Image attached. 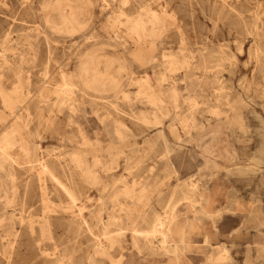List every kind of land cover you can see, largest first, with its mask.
<instances>
[{"label":"rangeland","instance_id":"obj_1","mask_svg":"<svg viewBox=\"0 0 264 264\" xmlns=\"http://www.w3.org/2000/svg\"><path fill=\"white\" fill-rule=\"evenodd\" d=\"M113 262L264 264V0H0V264Z\"/></svg>","mask_w":264,"mask_h":264},{"label":"bare ground","instance_id":"obj_2","mask_svg":"<svg viewBox=\"0 0 264 264\" xmlns=\"http://www.w3.org/2000/svg\"><path fill=\"white\" fill-rule=\"evenodd\" d=\"M122 5L123 4H120V6H122ZM61 21H62L63 28H67L65 26V24L69 23V21L64 19V17H61ZM146 23H149L151 26L146 28ZM127 24L129 25V31H130L132 43L135 44V46L137 48L136 49L137 52L138 53H141V52L145 53L147 50L146 53L149 55H148L146 60H147V62L151 63L153 61L152 54L154 51V40L156 38H158V34H159V31L155 30L154 25L160 26L159 19L155 15L151 14V16L147 17V19L145 21L144 19L141 18L140 15L137 14L134 17L128 18ZM237 49L241 50V45H239ZM254 59H255L256 63L259 65V67H261L262 65L260 64L261 63L260 58H259V56H257V53L255 54ZM87 68H89L91 70L90 74L86 75L87 77L85 78V82H89L88 85L94 87L97 90L98 89L101 90L104 88V86H106V83H102L101 80H104V79L108 80L107 85L115 84V82L113 80H110V78L107 77V74H105V77L103 79L102 76L104 75V73L99 72L96 69L90 68V66ZM83 70H84V72H87L86 68H84ZM241 82L242 81H240V83ZM248 87L249 86L241 87L242 93H244V92L247 93ZM113 88H116V85H114ZM67 93H68V90H62L60 92L62 97L59 100V102H62V101L67 99V97H68ZM150 100L151 101H159L158 97L155 94H151ZM174 101H175V99H174ZM238 108H240V105ZM239 131L241 134L247 133L245 126L242 124H240V126H239ZM80 163H81L80 160H76V164H80ZM259 164L260 163L257 160H254L253 168L259 166ZM87 174H89V172H87ZM87 179H89L88 175H87ZM172 223H173V216L172 215L167 216L165 219H158L157 218V219H155V221H153L152 226L150 228V232L148 233V235L149 236L158 235L161 238V242H160L161 244H164L165 242L167 243L168 239H170V237H171V225H172ZM171 242H172L173 251L177 250L178 249V244H177L178 242H174V241H171ZM101 250L98 248L96 250V252L104 253V250L103 251H101ZM104 256H108V255H104ZM112 264H117V262H113Z\"/></svg>","mask_w":264,"mask_h":264}]
</instances>
